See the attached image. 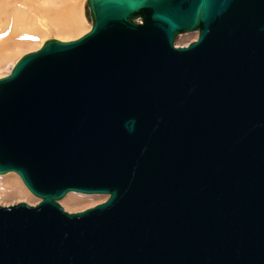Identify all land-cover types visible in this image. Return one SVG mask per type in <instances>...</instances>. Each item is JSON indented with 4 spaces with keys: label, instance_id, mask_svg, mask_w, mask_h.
Masks as SVG:
<instances>
[{
    "label": "water",
    "instance_id": "1",
    "mask_svg": "<svg viewBox=\"0 0 264 264\" xmlns=\"http://www.w3.org/2000/svg\"><path fill=\"white\" fill-rule=\"evenodd\" d=\"M86 7L0 77V174L40 198L0 206V264H264V0Z\"/></svg>",
    "mask_w": 264,
    "mask_h": 264
},
{
    "label": "bare ground",
    "instance_id": "2",
    "mask_svg": "<svg viewBox=\"0 0 264 264\" xmlns=\"http://www.w3.org/2000/svg\"><path fill=\"white\" fill-rule=\"evenodd\" d=\"M56 1L57 0H9V3H14V9L10 7L12 9L11 12L9 11V15L7 14L8 12L1 8L2 5L0 6V18L2 15H8V17L6 16V21L4 19H2V21L0 20V32L2 33L0 38L6 34L4 39H0V63L11 57L13 52H11V50L13 48H18L17 40L21 38L24 39V37H22L23 35L29 34V38L30 35L36 38L44 32L55 31L59 36L78 35L80 37L91 29L92 25H90L89 28L85 26L86 21L78 9H71L72 6L67 8V4L73 2V0L67 1L68 3L66 6L61 7H57L59 3ZM44 2L53 4L52 6H47L43 4ZM5 27L9 28V30L6 31L7 33L5 32L6 29L4 30ZM44 41H41L40 44L42 45ZM10 176H13V174L1 176L0 179L11 180ZM22 184L24 185L23 181ZM0 196L2 199H10L16 197L17 194L11 187H8L4 188V191H0ZM78 196L79 194L71 193L68 195L67 200L76 201Z\"/></svg>",
    "mask_w": 264,
    "mask_h": 264
},
{
    "label": "rangeland",
    "instance_id": "3",
    "mask_svg": "<svg viewBox=\"0 0 264 264\" xmlns=\"http://www.w3.org/2000/svg\"><path fill=\"white\" fill-rule=\"evenodd\" d=\"M69 2V0H57L56 2L59 3L57 4V7H61V6H66V4ZM86 1L87 0H73V2H70L67 4V8L71 7L72 8H76L78 9V11L82 14L83 18L86 21L85 26L87 28L90 27V25H92V21L88 18L87 14H86ZM1 4V8L3 10H5L6 12H8L7 14L9 15V11L11 12L10 7H13L14 9V3H9V0H4L0 1ZM47 3V4H46ZM4 4V5H3ZM43 4L47 5V6H52L53 3H48V2H44ZM75 4V5H73ZM6 7V8H5ZM10 8V10H9ZM6 14V16L8 17V15ZM5 15H2V17L0 18V20L2 21V19H4L6 21L7 17ZM3 20V21H4ZM139 21V19H138ZM6 29V30H5ZM5 32L9 30L8 27L4 28ZM4 33V32H3ZM7 33V32H6ZM2 33L0 32V35ZM6 36V34L1 37L0 39L2 40V38L4 39ZM20 40H17L18 42V48L16 49H12V55L8 60H4L0 63V77H3L7 74H9L14 66V64L19 60V58L21 56H23L24 54L37 50L38 48H40L42 45L40 44L41 41H46L48 39L51 38H56L59 40H63V41H68V40H74L76 38H78V35L75 36H59L55 31L53 32H44L41 35L37 36L36 38L31 37L29 38V34L28 35H23ZM26 37V38H25ZM198 37V31H194V32H187V33H182L179 34L175 40V44L177 46H185L188 45L190 42L194 41L196 38ZM61 38V39H60ZM44 41V42H45ZM43 42V43H44ZM13 174V176L11 177V180H1L0 179V191H4V188H8L11 187L15 193L17 194L16 197L10 198V199H2V197L0 196V206H9V205H13L16 204L18 202H22L25 201L29 204L35 205L40 201V198H38L37 196L33 195L27 188L25 185L22 184V180L20 178V176L17 173H13L10 172L8 174L5 175H0L1 176H7ZM13 178V179H12ZM25 186V188H24ZM71 193H75V194H79L78 199L76 201L74 200H67V197L69 194ZM66 197H64L63 199L59 200L60 204L64 207V209L66 211L69 212H78V211H82L84 209H87L89 207H92L98 203H101L103 201H105L108 196L104 195V194H82V193H77V192H70ZM82 194V195H80Z\"/></svg>",
    "mask_w": 264,
    "mask_h": 264
}]
</instances>
